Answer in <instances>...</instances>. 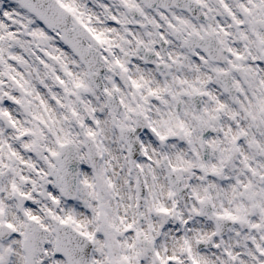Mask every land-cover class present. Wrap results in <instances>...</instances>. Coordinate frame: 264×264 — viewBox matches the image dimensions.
Segmentation results:
<instances>
[{
    "label": "snow or ice",
    "instance_id": "6c2138e0",
    "mask_svg": "<svg viewBox=\"0 0 264 264\" xmlns=\"http://www.w3.org/2000/svg\"><path fill=\"white\" fill-rule=\"evenodd\" d=\"M0 264H264V0H0Z\"/></svg>",
    "mask_w": 264,
    "mask_h": 264
}]
</instances>
